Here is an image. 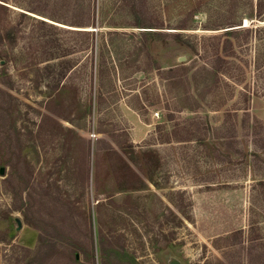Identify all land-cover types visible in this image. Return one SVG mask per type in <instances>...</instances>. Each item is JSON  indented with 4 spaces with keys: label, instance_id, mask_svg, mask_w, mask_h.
Listing matches in <instances>:
<instances>
[{
    "label": "rangeland",
    "instance_id": "rangeland-1",
    "mask_svg": "<svg viewBox=\"0 0 264 264\" xmlns=\"http://www.w3.org/2000/svg\"><path fill=\"white\" fill-rule=\"evenodd\" d=\"M257 1H9L0 89L21 103L0 91V264H264ZM79 2L97 35L37 23ZM238 24L260 30L230 39L216 80L209 37Z\"/></svg>",
    "mask_w": 264,
    "mask_h": 264
},
{
    "label": "trees",
    "instance_id": "trees-1",
    "mask_svg": "<svg viewBox=\"0 0 264 264\" xmlns=\"http://www.w3.org/2000/svg\"><path fill=\"white\" fill-rule=\"evenodd\" d=\"M9 1L13 2L14 0H0V12H8L10 11L9 9ZM68 0H65V3H67ZM84 1V0H81ZM263 2L264 0H258L257 4H256V8L258 9V12H261L262 8H263ZM63 3V4H65ZM79 8L77 9V11L75 12V20L70 23L64 22L65 20L61 19V18H56L54 16H47L45 18L50 20V23L44 21V20H40L37 21V23H39L42 26H45L46 28H51V29H56V25L54 23H60V24H64V25H69L72 27H77V28H82L81 30H77L74 31L76 34H81V35H97V29L94 28V15H95V9L93 7V3H91L89 6H85L84 2H79L78 3ZM62 5V4H61ZM77 8V7H76ZM33 13V12H31ZM22 17H25L26 14L25 13H21ZM260 21V20H259ZM54 22V23H53ZM138 24V23H137ZM136 24V25H137ZM89 26H92V29H88ZM139 28H152V27H139ZM225 30L222 31L221 34L218 35H213L211 37H209L212 41H219L222 39L223 40V55L222 56L220 54V52H218V47L215 46V49H213L212 53L210 54V56H208V59H210L209 63V68H210V72H211V76L213 78H215L216 80H218V76H232V74H230V69L231 66L229 64V62H227V58L231 57V55H233L235 53V46L234 44H232L231 42V38H238L239 36H247L250 32H252L253 29H255V31H258L260 29L257 28H253V26L248 25L247 27H241L240 24L238 25H229L227 27H224ZM11 28H6L5 23L0 21V44H3L4 42H7L8 40H14V37L11 36ZM150 32V31H147ZM174 38L176 40L180 39V35L179 34H174L173 35ZM236 36V37H235ZM217 43V44H218ZM2 53V48H0V56ZM6 65H7V61L4 60L3 58L0 57V72L2 74H4V76L6 78H8V74L6 73ZM71 66V64H68L67 66H65V68H69ZM3 71H2V70ZM71 69V68H70ZM69 69V70H70ZM2 84H4L6 87H8V89H12L11 84H7L6 82H2ZM215 84L216 81H215ZM214 84V85H215ZM59 82H57L55 84V86H58ZM1 93H3L8 100H15L18 103H21L20 100H18L16 97L12 96L11 94L1 90ZM228 113V112H227ZM264 149V148H262ZM264 188V180H259L255 185L252 186L253 189L255 188Z\"/></svg>",
    "mask_w": 264,
    "mask_h": 264
},
{
    "label": "water",
    "instance_id": "water-1",
    "mask_svg": "<svg viewBox=\"0 0 264 264\" xmlns=\"http://www.w3.org/2000/svg\"><path fill=\"white\" fill-rule=\"evenodd\" d=\"M15 222L17 224V230H19L21 228V222L18 219H16Z\"/></svg>",
    "mask_w": 264,
    "mask_h": 264
}]
</instances>
